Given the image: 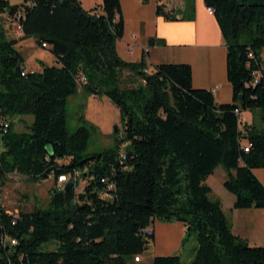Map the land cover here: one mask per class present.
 Returning <instances> with one entry per match:
<instances>
[{"label": "trees", "instance_id": "obj_1", "mask_svg": "<svg viewBox=\"0 0 264 264\" xmlns=\"http://www.w3.org/2000/svg\"><path fill=\"white\" fill-rule=\"evenodd\" d=\"M102 1L87 11L81 0H0V264H130L150 250L155 232L147 230L155 231L156 221L184 224L183 247L196 236L188 264H264V245L234 236L206 185L222 167L235 208L264 209V186L253 174L264 169V0H204L227 46L234 93L228 105L194 89L188 65L149 71L145 59L123 61L116 50L124 35L120 0ZM195 6V0H184L181 11L159 5L158 15L192 22ZM6 15L21 27L22 40L46 45L57 65L27 72L18 42L4 28ZM80 90L119 111L124 127H114L112 147L89 152L94 128L84 117L68 129V99ZM237 110L253 113L254 123L243 126ZM18 116L34 118L28 132L15 129ZM76 173L86 183L80 194L78 182L70 190L54 187L45 209L14 214L3 206L9 175L34 182L53 176L57 185L60 176ZM50 242L56 250L42 251ZM152 264L185 263L175 254Z\"/></svg>", "mask_w": 264, "mask_h": 264}, {"label": "crops", "instance_id": "obj_2", "mask_svg": "<svg viewBox=\"0 0 264 264\" xmlns=\"http://www.w3.org/2000/svg\"><path fill=\"white\" fill-rule=\"evenodd\" d=\"M81 1L87 11L101 6L103 2L93 0V3L85 5L84 0ZM180 4L181 7L172 6L169 0H120L124 35L116 44L118 56L128 63H140L145 59L149 71H152L154 66L163 64L188 65L192 71L194 89L212 92L216 88L217 91L213 93L216 103L232 104L234 93L228 79L227 46L214 14L208 12L204 0H195V20L192 22L168 21L158 15L159 5H163L165 11H181L184 8V0ZM4 23L9 38L16 40L17 48L22 49L23 43L28 40H22L23 33L19 24L8 15L5 16ZM29 40L36 44L34 39ZM151 40L155 41L154 46L150 45ZM44 50L52 55L50 49ZM37 56L39 66L29 71L25 62L27 72L42 71L41 64L49 66L43 56ZM262 56L264 57V49ZM50 61L54 66L57 65L54 56ZM242 118L243 126H250L255 121L251 112H242ZM253 174L264 186V169H255ZM227 178L228 173L222 167L207 178L206 185L211 189L210 198L221 202L234 236L246 241L250 246H263L264 209H236V197L224 186ZM154 229L155 239L150 248L151 264L158 256L181 255L186 234L184 224L156 221ZM142 263L143 260L141 263L132 261V264Z\"/></svg>", "mask_w": 264, "mask_h": 264}, {"label": "rangeland", "instance_id": "obj_3", "mask_svg": "<svg viewBox=\"0 0 264 264\" xmlns=\"http://www.w3.org/2000/svg\"><path fill=\"white\" fill-rule=\"evenodd\" d=\"M183 0H169L172 6L181 7ZM12 5H19L25 0H9ZM85 5L93 3V0H84ZM5 25V23H4ZM5 28V26H4ZM32 39V38H31ZM23 48H17L25 59L28 70H34L39 66V56H43L49 66H54L50 61L53 56L40 49L33 40L26 39ZM94 98V97H92ZM90 96L81 90L68 99L67 104V126L70 131H74L81 125L80 118L84 117L87 125L94 128L89 141V152H98L106 148H110L114 143V127L123 131V121L119 111L113 103L107 98H101L92 101ZM97 99V98H95ZM109 104V106H108ZM34 118L32 116H18L13 122L15 129L19 132H28ZM4 151L2 145V137L0 135V154ZM86 183L80 181L76 190L77 194L83 192ZM55 187L54 180L49 179L41 182H34L26 176L13 174L5 179V186L2 192V202L6 210L10 213L17 214L19 212H33L35 209H45L49 206L51 195ZM197 239L194 234L189 236L182 250V261L185 264L190 263L195 257V249L197 248ZM56 243L50 242L42 246V251L56 250ZM152 252L149 250L142 255V264H151ZM132 264V262L130 263Z\"/></svg>", "mask_w": 264, "mask_h": 264}, {"label": "built area", "instance_id": "obj_4", "mask_svg": "<svg viewBox=\"0 0 264 264\" xmlns=\"http://www.w3.org/2000/svg\"><path fill=\"white\" fill-rule=\"evenodd\" d=\"M208 12L210 14H213V13H211L210 10H208ZM47 48L48 47L46 45H43V49H47ZM262 72L264 73V57H262ZM256 77L257 78L261 77V74L260 73L257 74ZM83 84H85V83H83L82 81H79L78 82L79 89L82 88ZM216 91H217V89L215 88V89L212 90V93H215ZM236 113L239 116V121L242 123L243 122L242 113L239 110H237ZM1 128H2V124L0 123V132H1ZM250 148H251V144L250 143L249 144H246L245 147H244V151L245 152H249L250 151ZM50 179L51 180H54V177L51 176ZM79 179H80V174L79 173H76L73 177H70V176H60L58 178V181H57V188L60 189V190H65V187L67 186V184H69V183H73V184L78 183L79 182ZM154 232L155 231H153L152 229H148L147 230V233L149 235H153ZM12 243L15 244L14 241ZM142 260H143L142 259V256H139V257H137V258L134 259V262L135 263H141Z\"/></svg>", "mask_w": 264, "mask_h": 264}, {"label": "water", "instance_id": "obj_5", "mask_svg": "<svg viewBox=\"0 0 264 264\" xmlns=\"http://www.w3.org/2000/svg\"><path fill=\"white\" fill-rule=\"evenodd\" d=\"M242 102H243V96L240 97V103H242ZM129 156H130V154H129ZM72 188H74V184H73V183H69V184H67V186L65 187V190H70V189H72Z\"/></svg>", "mask_w": 264, "mask_h": 264}, {"label": "bare ground", "instance_id": "obj_6", "mask_svg": "<svg viewBox=\"0 0 264 264\" xmlns=\"http://www.w3.org/2000/svg\"><path fill=\"white\" fill-rule=\"evenodd\" d=\"M208 10H210V11H211V13H213L211 9H208Z\"/></svg>", "mask_w": 264, "mask_h": 264}]
</instances>
